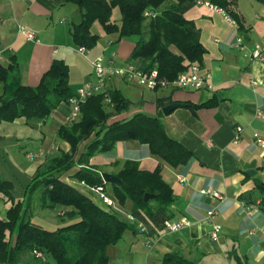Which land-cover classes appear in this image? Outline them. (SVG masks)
Listing matches in <instances>:
<instances>
[{
  "label": "crops",
  "instance_id": "1",
  "mask_svg": "<svg viewBox=\"0 0 264 264\" xmlns=\"http://www.w3.org/2000/svg\"><path fill=\"white\" fill-rule=\"evenodd\" d=\"M234 9L241 28L233 18L232 22L225 19L218 7L195 2L184 12L199 27L206 52L197 63L203 71H209L210 86L150 89L120 76L106 80L109 83L105 88H119L130 106L108 120L136 111L156 115L167 134L193 154L186 163L171 166L152 154L147 144L136 140L117 141L104 152L105 159L96 163L99 173L113 174L118 168L115 162L124 159L137 160L147 169L160 163L161 175L174 193L168 219L191 220V224L177 230H159L149 247L145 245L147 233L139 231L135 223L134 228L125 229L116 242L106 246L109 264L111 256L117 261L126 259L129 264H162L163 257L173 252L185 258L184 264L193 257L192 261L199 264H264V206H259L264 204V145L256 139H264V60H250L254 51L264 54V0H236ZM80 16L77 5L63 0H0V63L7 66L17 62L13 71L19 73L21 83L36 85L52 62L60 59L68 67L73 91L93 80L92 61L97 56L125 63L135 37L118 38L115 32L103 31L105 36L98 33L100 37L92 48L81 50L69 32ZM19 24L32 30L34 39H26L18 31ZM238 37L242 44L236 47ZM252 79L256 84H251ZM0 89L2 94L3 83ZM159 97L168 98L164 105L173 101L183 104L164 114L163 105H156ZM207 100L215 104L195 106ZM79 113L71 118L67 101L51 108L48 115L56 122L55 134L60 124L78 119ZM236 125L241 130L234 141ZM55 144L46 157L70 147L63 139ZM94 153L90 155L91 163ZM76 169L73 166L63 177L75 187L70 178ZM248 169L254 171L247 173ZM108 190L111 192V188ZM213 191L221 197L213 196ZM126 204L130 207L132 203ZM245 205L250 206V212ZM212 208L216 212L208 219L207 211ZM120 209L119 214L127 213ZM212 221L220 226L216 240L209 237Z\"/></svg>",
  "mask_w": 264,
  "mask_h": 264
},
{
  "label": "trees",
  "instance_id": "2",
  "mask_svg": "<svg viewBox=\"0 0 264 264\" xmlns=\"http://www.w3.org/2000/svg\"><path fill=\"white\" fill-rule=\"evenodd\" d=\"M63 1L76 4L80 9L79 21L73 22L69 29L76 45L92 48L97 43L100 35L91 31L97 21L106 33L115 32L118 38L135 37V45L125 62L141 69L156 68L163 78L173 79L190 63L200 62L206 52L199 27L184 16L196 0ZM207 1L223 9L241 28L234 9L236 0ZM115 7L119 9L117 19L113 17ZM16 64L15 61L7 66L0 63V81L4 85L0 94V121L46 117L51 108L74 95L69 85L68 67L62 60L55 59L36 85L21 83L19 73L13 71ZM167 101L168 98L159 97L156 105L160 107ZM214 104L213 100H207L195 106ZM128 106L129 100L119 88H105L80 102L78 119L57 127L59 137L70 147L46 157L32 174L29 186L39 188L42 207L58 205L57 214L62 212L73 220L49 229L26 216L22 200L13 202L4 216L0 215V264H109L106 246L116 242L125 229L141 222L146 227L142 232L151 236L163 228L170 217L174 193L161 175L160 163L147 169L134 159L118 160L113 174L122 180L123 186L111 184L110 192L98 166L89 162L93 152H106L120 140L147 144L152 154L171 166L192 158V152L167 134L156 115L136 111L127 117L108 120ZM75 165L77 169L71 177L90 187L101 186L115 200L114 206L97 204L90 193L62 178V174ZM5 182L0 180V188L7 192ZM145 192L154 196L144 201ZM127 201L132 204L125 215L122 212L123 216L118 212ZM126 214L135 219L129 220ZM35 251L43 256H37ZM184 261L183 256L173 252L163 257L162 264H184ZM188 264L199 263L189 260Z\"/></svg>",
  "mask_w": 264,
  "mask_h": 264
},
{
  "label": "rangeland",
  "instance_id": "3",
  "mask_svg": "<svg viewBox=\"0 0 264 264\" xmlns=\"http://www.w3.org/2000/svg\"><path fill=\"white\" fill-rule=\"evenodd\" d=\"M113 17L116 19L119 17L118 7L113 9ZM91 31L105 36L101 25L97 21L92 24ZM95 81L96 76L94 74L91 82ZM107 83L105 86L108 85ZM123 85L126 86V84ZM128 96L129 98L133 97L132 94H128ZM55 125V120L49 115L43 118L33 116L28 118L19 117L13 121H0V180L7 182V186H5L7 192L2 191L0 188L1 216H4L6 210L12 206L13 202L22 200V208L26 209V216L46 228L54 229L59 225L66 224L73 220V218L69 219L63 214H57V210L60 209V206L58 205L54 207H42L39 188H31L29 186L30 179L36 168L43 162L45 159L44 157H46L48 153V156L50 155V149L53 146L52 144L56 145L55 142L61 141V138L55 134ZM42 133L45 134V138L42 137ZM48 149V153H44L42 156L36 158H28L25 155L27 151L34 153L39 150L47 151ZM104 159L105 153L96 151L92 157V163L99 164ZM64 175L65 172L62 174V178ZM70 181L77 187H81L86 193L92 194L96 203L102 205L101 201L98 199V195L93 191L88 190L86 185L75 178H70ZM107 185L110 189L111 184L108 183ZM129 208L130 207H127L125 202L123 209L129 211ZM111 257L113 258L112 264H129V261L126 259L117 261L114 260L115 256ZM192 260H194V257Z\"/></svg>",
  "mask_w": 264,
  "mask_h": 264
},
{
  "label": "built area",
  "instance_id": "4",
  "mask_svg": "<svg viewBox=\"0 0 264 264\" xmlns=\"http://www.w3.org/2000/svg\"><path fill=\"white\" fill-rule=\"evenodd\" d=\"M195 2L203 3L209 6H214L207 0H196ZM218 9L222 12L225 19H227L230 22L233 21L232 17L228 13H226L223 9L219 7ZM18 31L21 32L26 39L32 40L35 37V33L23 24L18 25ZM241 44H242V40L240 37H238L234 45L236 47H239L241 46ZM80 49L84 50L85 48L80 47ZM256 59L264 60V54H262L261 52L254 51L251 54L250 60H256ZM92 64H93V71L96 76V81L95 82L88 81L82 86H79L75 90L74 95L70 96L67 100V102L71 106V115H70L71 118H75L76 116H78L80 102H82L87 96L91 94L102 92L103 90H105L106 80L113 78V76H120L126 80H133L136 83L150 89L163 87V86H172L174 88L200 89L210 86L209 71L206 70L203 71L201 69V66L197 62L190 63L186 70L181 71L173 79L170 80L159 76L156 68L141 69L137 67L135 64L129 62H125L123 64H116L114 60L112 59L104 60L102 56H97L95 59H93ZM251 84H256V81L252 79ZM257 112L259 113V110ZM240 130H241V126L236 125L234 141L238 140ZM256 139L259 144L264 145V139L258 137ZM48 152L49 149L47 151L39 150L34 153L31 151L29 152L27 151L25 155L28 158H36ZM179 179L183 180L184 177L179 176ZM87 187L88 190L93 191L98 195V199L99 201H101L103 206L112 207L115 205V200L108 193H105V191L102 189L101 186L98 187L87 186ZM212 195L216 196L217 198L221 197L220 194H218L215 191L212 192ZM245 210L247 212H250L251 210L250 206L245 205ZM215 212H216L215 208L209 209L207 211L206 217L208 219H211V216ZM58 214H62V212H58ZM126 217L129 220L135 219L131 214H126ZM189 224H191V220L185 217L176 220L167 219L164 222L162 229L177 230ZM211 224L212 226L209 231V237L213 240H216L218 238L220 226L217 222H213V221L211 222ZM137 226L140 231H144L146 229V227L141 222H138ZM157 235L158 233H154L151 236H148L147 240L145 241V245L149 247L151 245V241L155 239ZM35 254L39 257L43 256L42 253L38 251H35Z\"/></svg>",
  "mask_w": 264,
  "mask_h": 264
},
{
  "label": "water",
  "instance_id": "5",
  "mask_svg": "<svg viewBox=\"0 0 264 264\" xmlns=\"http://www.w3.org/2000/svg\"><path fill=\"white\" fill-rule=\"evenodd\" d=\"M179 104H183V103L176 102V101L167 103L161 107V111H162V113L167 114L168 112H170L174 107H176ZM252 171H254V170L248 169L247 173H252ZM100 176L107 183L115 184L117 186H123L122 180L118 176H116L115 174H112V173H109L106 171H100ZM153 196H154L153 193L145 192L143 194V200L146 201L148 198H151Z\"/></svg>",
  "mask_w": 264,
  "mask_h": 264
}]
</instances>
